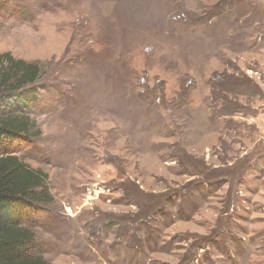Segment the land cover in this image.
<instances>
[{
	"label": "rangeland",
	"instance_id": "rangeland-1",
	"mask_svg": "<svg viewBox=\"0 0 264 264\" xmlns=\"http://www.w3.org/2000/svg\"><path fill=\"white\" fill-rule=\"evenodd\" d=\"M7 52L49 263L264 264V0H2Z\"/></svg>",
	"mask_w": 264,
	"mask_h": 264
},
{
	"label": "trees",
	"instance_id": "trees-1",
	"mask_svg": "<svg viewBox=\"0 0 264 264\" xmlns=\"http://www.w3.org/2000/svg\"><path fill=\"white\" fill-rule=\"evenodd\" d=\"M40 72L37 62L1 53L0 93L21 103L27 98L22 90L34 84ZM30 126L27 117L0 116V264H51L36 251V235L30 225L32 217H38L42 206L52 200L49 176L9 151L15 141L29 134Z\"/></svg>",
	"mask_w": 264,
	"mask_h": 264
},
{
	"label": "bare ground",
	"instance_id": "bare-ground-1",
	"mask_svg": "<svg viewBox=\"0 0 264 264\" xmlns=\"http://www.w3.org/2000/svg\"><path fill=\"white\" fill-rule=\"evenodd\" d=\"M22 51V50H21Z\"/></svg>",
	"mask_w": 264,
	"mask_h": 264
}]
</instances>
